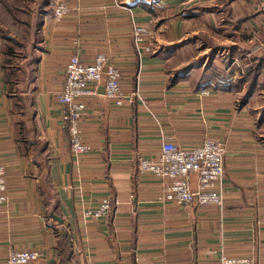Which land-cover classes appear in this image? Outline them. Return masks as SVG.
Masks as SVG:
<instances>
[{
    "label": "crops",
    "instance_id": "0c3cea01",
    "mask_svg": "<svg viewBox=\"0 0 264 264\" xmlns=\"http://www.w3.org/2000/svg\"><path fill=\"white\" fill-rule=\"evenodd\" d=\"M181 1L65 0V18L44 17L42 49L27 87L33 109L29 132L35 138L26 146L17 140L6 96L0 40V166L7 189V202L0 207V264L11 250H37L42 256L31 264H57L54 230L59 225L67 230L73 264H219L221 250L230 255L253 251L256 264H264V105L249 107L264 84L235 107L234 92L203 74V66L172 80L179 66L174 61L171 66L167 52L174 60L182 48L171 49L165 30L152 53L143 50L145 41L134 43L136 26L150 28L153 40L165 23L173 33L180 30L186 19L177 15L172 21L165 13ZM207 1L214 0L183 4ZM74 53L86 64L97 54L109 55L121 74L122 93L132 98L114 106L102 84L85 97L79 129L90 151L78 157L68 149L56 102ZM181 57L177 60L183 63ZM205 138L226 149L222 206L164 201L167 180L140 173L138 158L155 156L163 140L188 150ZM39 146H44L45 171L32 159ZM190 185L195 188V175ZM104 200L110 203L106 220L84 217Z\"/></svg>",
    "mask_w": 264,
    "mask_h": 264
},
{
    "label": "built area",
    "instance_id": "2783aa9c",
    "mask_svg": "<svg viewBox=\"0 0 264 264\" xmlns=\"http://www.w3.org/2000/svg\"><path fill=\"white\" fill-rule=\"evenodd\" d=\"M50 7L51 17L56 22L65 18L69 11L65 0H50ZM133 35L135 46L145 41L143 50L147 53L153 52V31L150 28L136 26ZM120 76L113 60L106 54H97L90 64L84 63L77 53L68 60L56 102L60 106L68 149L74 157L90 151L89 147L82 143L79 129V122L86 108V96L95 94L97 86L102 84L104 97L114 106H121L124 100L132 101L130 96L122 93ZM225 153V146L212 138H205L200 145L188 150L163 140L155 156L138 158V171L150 173L161 182L167 180L163 196L166 202L179 206L200 207L213 204L221 207L223 195L220 185L224 173ZM191 175L196 176L194 189L190 185ZM6 202L4 169L0 166V207ZM109 212L110 203L104 200L98 208L87 210L84 217L106 220ZM41 256V252L37 250H11L7 253L4 264H31ZM218 261L219 264H256L253 251L230 255L221 250Z\"/></svg>",
    "mask_w": 264,
    "mask_h": 264
},
{
    "label": "trees",
    "instance_id": "16d2710c",
    "mask_svg": "<svg viewBox=\"0 0 264 264\" xmlns=\"http://www.w3.org/2000/svg\"><path fill=\"white\" fill-rule=\"evenodd\" d=\"M191 9L206 13L218 12V9L214 6H193ZM48 15H51L50 0H0L1 70L3 82L6 86V96L12 101L11 114L15 118L17 140L25 144V146L31 143V137H34L33 132H29V129L33 127V109L27 87L31 82L32 66L36 59L35 55L42 49L40 46V28L44 17ZM244 20L245 18H237L234 30L240 28ZM5 23L12 24L17 31V35L12 36L5 27ZM196 37L203 38L205 36L200 33L194 36V38ZM205 38L203 40L199 39V41L201 47L205 48L208 53L206 52L196 58L180 63L178 69L172 72V80L182 78L192 69L201 66L203 68L210 67L209 65L212 64L213 59L217 57L222 47ZM180 47L181 45L172 46L171 49ZM179 56L180 60H182L181 54ZM250 60L255 63H250L244 68L236 84L237 90L243 87V93L238 100L240 107L245 105L247 99L260 83L264 84L260 80L264 75V58H251ZM211 77L216 78V73H213ZM260 113L263 115L264 108ZM43 150L44 146H39V149H35L36 153L32 158L39 165L41 171H45L43 158L40 159ZM54 207H56V204ZM54 231L57 264H73V251L66 228L59 225L56 226Z\"/></svg>",
    "mask_w": 264,
    "mask_h": 264
},
{
    "label": "rangeland",
    "instance_id": "374dc122",
    "mask_svg": "<svg viewBox=\"0 0 264 264\" xmlns=\"http://www.w3.org/2000/svg\"><path fill=\"white\" fill-rule=\"evenodd\" d=\"M184 1H181V5L178 3L172 6L169 12L166 11L165 17L169 14L170 19L174 21L175 16L180 15L183 19H186L185 24L182 25L180 30L176 28L174 33L168 29L167 23H165V29L163 26L161 29H156L157 32L156 30L154 32L159 37L155 36L153 40V51L160 47L158 39L161 38L162 30H165V41L174 46L181 45L180 48L184 53L181 51L180 54H184V61L208 53L205 48L201 47L199 39L203 40L206 37V40L217 43L222 49L217 57L213 59L212 64L209 65L210 67L203 68V74H208L209 78H212L211 75L216 73V78L222 80L229 90L234 92L237 100L235 107H237L239 105L238 100L243 93V87L237 90L236 84L244 68L250 63H255L250 60L251 58H264V0H214L212 2L207 1L210 3L202 5V7L214 6L218 9L216 13L191 9L193 5L183 4ZM159 12L157 13L160 15ZM199 17L205 19L198 21L197 18ZM237 18H245V20L241 23L240 28L234 30ZM157 19L160 22V19ZM5 27L12 36L17 35V31L12 24L5 23ZM181 33H183V36L179 37ZM200 33L204 34L205 37L194 38ZM170 52H167V54L171 60L170 62H172L171 66L179 65L180 62L177 59L180 58V54L179 57L175 58L176 60H172L174 55H172V51ZM262 77L260 80L264 83V75ZM251 99L250 105L248 104L251 109H258L259 106H263L264 87L257 89Z\"/></svg>",
    "mask_w": 264,
    "mask_h": 264
},
{
    "label": "water",
    "instance_id": "95a60500",
    "mask_svg": "<svg viewBox=\"0 0 264 264\" xmlns=\"http://www.w3.org/2000/svg\"><path fill=\"white\" fill-rule=\"evenodd\" d=\"M53 218H55L58 222L61 221L58 217L53 216Z\"/></svg>",
    "mask_w": 264,
    "mask_h": 264
}]
</instances>
